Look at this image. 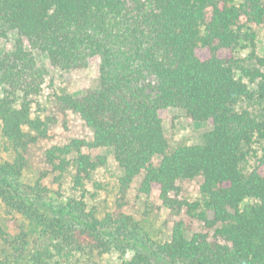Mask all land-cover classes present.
<instances>
[{"label":"trees","instance_id":"trees-1","mask_svg":"<svg viewBox=\"0 0 264 264\" xmlns=\"http://www.w3.org/2000/svg\"><path fill=\"white\" fill-rule=\"evenodd\" d=\"M251 26L264 27V0H0V39L18 35L0 54V133L14 154L0 159V264H87L111 251L120 264H264V119L252 111L264 106V57ZM26 45L53 69L98 75L83 96L56 97L91 139L45 150L50 169L32 184L20 181L25 155L51 121L31 117V97L49 70ZM170 108L210 126L199 143H168ZM98 149L121 171L103 218L87 205ZM67 174L71 196L42 183ZM189 181L194 201L178 197ZM131 188L167 212L165 241H140L123 211Z\"/></svg>","mask_w":264,"mask_h":264},{"label":"rangeland","instance_id":"rangeland-1","mask_svg":"<svg viewBox=\"0 0 264 264\" xmlns=\"http://www.w3.org/2000/svg\"><path fill=\"white\" fill-rule=\"evenodd\" d=\"M240 3L242 0H234ZM256 35L255 44L259 56L264 57V27L251 26ZM18 35L10 33L5 39H0V54L11 51ZM25 48L31 49L28 45ZM37 60L46 66L49 75L45 79L40 93L31 97V117L47 122L49 139L37 141L31 145L25 155L26 168L20 179L21 182L32 184L41 173L49 171V166L44 162L45 150L55 145H63L70 140L79 139L89 141L90 131L83 125L80 118L71 113H61L56 104L58 95L67 94L73 97L83 96L84 93L98 86V75L94 67L83 71H59L50 67L47 58L37 51H31ZM203 55V51H199ZM254 115L264 119V106L253 107ZM163 124L168 143L171 146L181 144L191 145L200 142L203 133L210 129L207 123L193 122L185 114L176 108H170L163 114ZM8 144L0 133V159L12 161L14 154L7 150ZM9 147V146H8ZM94 155H101L105 158V165L99 167L92 175V179L86 183L88 191V210L95 213L96 217L103 218L107 213L112 212L114 202L117 198V179L121 171L114 160L113 154L107 149H98L92 152ZM43 185L53 191H61L65 197L71 196L70 176L65 175L60 187L52 182L49 176L43 180ZM198 181H189L179 184L180 192L178 197L196 200L198 196ZM59 187V188H58ZM130 215L136 223V232L141 242L150 245L156 242H163L168 238V226L166 224L167 212L161 208L152 197L137 195L131 188L126 198V205L123 210ZM190 231H200L201 226L194 220L184 219ZM125 257V256H124ZM122 257L118 251H111L103 256H96L87 264H120Z\"/></svg>","mask_w":264,"mask_h":264}]
</instances>
